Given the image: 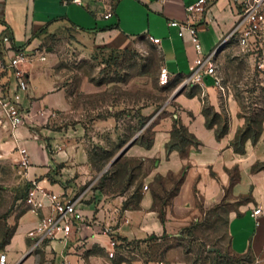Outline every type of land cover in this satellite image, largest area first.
I'll return each instance as SVG.
<instances>
[{"label":"crops","instance_id":"0c3cea01","mask_svg":"<svg viewBox=\"0 0 264 264\" xmlns=\"http://www.w3.org/2000/svg\"><path fill=\"white\" fill-rule=\"evenodd\" d=\"M77 1L80 3L0 0V64L22 51L27 59L20 68L28 79L27 89L20 94L24 123L13 129L0 116V165L12 170L21 183L36 182L69 198L78 196V207L84 216V223L77 222L65 240L46 242L51 255L49 264H113L107 254L112 249L111 241L115 242L113 250H118L123 241L143 239L168 227L167 211L162 225L151 209V195L144 194L139 205L132 207L126 196L109 197L100 191L98 169L82 140L75 138L77 132L64 124L65 116L73 110L72 86L59 85L60 76L53 72L52 59L42 61L30 54L38 50L47 34L67 26L76 31L78 39L89 49H120L139 36L159 38L154 46L160 52L162 67L170 74L172 88H180L182 82L198 84L183 86L166 107L175 111L173 117L198 141L188 151L187 168L171 210L185 214L196 195L212 201L227 190L235 203L227 222L232 252L264 260V217L258 216L256 225L252 216L253 210H264V119L256 140L247 136L242 149L237 150L233 142L245 122L238 114V106L247 103L243 96L248 90L240 89L238 101L234 87L224 82L220 70L221 51L230 45L234 37L230 34L246 9L247 0H206L203 11L191 22L197 29L202 54L216 51L214 64L220 86L211 74H204L200 82L191 77L197 54L190 36L186 31L180 36L179 28L169 25L171 20L187 22L186 7L196 0H115L109 7L98 0ZM5 36L9 38L7 42L3 41ZM261 38L264 41V34ZM258 60L262 65L259 74L263 75L264 52ZM9 88L12 92L14 86ZM261 90L260 86L253 89V106L257 110L263 107L257 97ZM204 106L226 116L220 135L217 123L208 125ZM149 113L150 110L143 115ZM114 121L113 116L99 117V125ZM21 147L26 149L27 165L21 163ZM37 220L38 215L26 208L19 215L7 245V263L9 257L19 260L27 253L32 242L28 233ZM30 253L19 264H39L35 251ZM117 264L128 263L122 260Z\"/></svg>","mask_w":264,"mask_h":264},{"label":"rangeland","instance_id":"374dc122","mask_svg":"<svg viewBox=\"0 0 264 264\" xmlns=\"http://www.w3.org/2000/svg\"><path fill=\"white\" fill-rule=\"evenodd\" d=\"M98 1L109 7L115 0ZM259 9L264 16L263 0ZM263 34L264 18L250 35L248 46H240L239 33H236L230 45L221 51L224 82L234 87L238 101L240 89L248 90L243 96L247 103L238 106V114L245 120L234 139L239 148L237 141L244 136L256 140L262 130L264 74H259L262 65L258 57L264 52ZM38 50L30 56L42 61L52 59L53 72L60 76L59 85L72 86L73 110L63 121L77 132L75 138L82 140L98 169L100 191L109 197L126 196L132 207L139 205L144 194L151 195V209L162 225L167 211L168 227L143 239L121 242L113 256L109 255L111 250L107 253L113 264L122 260L128 264H264V260L250 254L232 252L227 222L235 203L227 190L212 201L196 195L193 206L185 214L171 210L187 168L188 151L196 140L173 117L175 111L166 108L175 98L172 95L177 86L172 88L170 81L166 85L159 83L160 52L147 37H135L129 46L120 49H89L78 39L76 31L67 26L47 34ZM4 70L0 68V86H13L12 74L3 76ZM180 86L198 84L182 82ZM256 86L263 89L257 96L263 104L258 110L253 106ZM149 110V115H143ZM203 111L208 123H217L220 132L225 129L226 116L211 107L204 106ZM106 116H113L114 123L99 125V117ZM133 138L127 150L107 167ZM27 185L17 181L12 170L0 165V254L7 253L12 237L7 244L3 241L16 229L18 217L25 209L21 199ZM45 244L34 254L39 264H49L51 260ZM30 254L29 246L21 259ZM21 259L9 257L7 264H19Z\"/></svg>","mask_w":264,"mask_h":264},{"label":"built area","instance_id":"2783aa9c","mask_svg":"<svg viewBox=\"0 0 264 264\" xmlns=\"http://www.w3.org/2000/svg\"><path fill=\"white\" fill-rule=\"evenodd\" d=\"M75 2L80 3L77 0ZM262 0H247L246 9L241 16V19L230 34L231 36L239 33V43L241 47H246L249 44V37L256 29L259 28L260 22L264 16L261 13L259 6ZM206 0H196L193 4L186 7L187 22H179L177 20L169 21L170 26L179 28L178 34L184 35L188 32L191 42L196 51V58L194 59V68L191 77L196 81H202L204 74H211L214 76L215 84L219 85L220 79L216 76V67L214 58L216 51H212L207 55L202 54L200 40L197 34L196 27L191 23L203 9ZM108 15H105L107 17ZM153 43L158 44L160 39L153 36H147ZM9 38L3 37V41L7 42ZM25 54L22 51H17L9 56L6 62L0 64V68L9 69L13 76V91L0 93V116L6 120L11 128H17L24 123V112L21 106V92L25 91L28 86V79L26 73L19 68V64L26 60ZM170 81V74L165 67L161 68L159 83L166 85ZM21 154V163L28 164V157L25 148H19ZM25 208L38 215V220L34 228L29 231L28 236L32 242L30 244V252L39 249L46 242L63 241L72 232L73 227L77 222L84 223V216L81 209L78 207L79 197H67L65 194L55 192L32 182L28 187L25 196L23 197ZM264 217L263 209H255L252 216L255 218V224L259 225L258 216ZM111 251L110 256H113V248L115 242H110ZM0 264H7L6 253L0 254Z\"/></svg>","mask_w":264,"mask_h":264},{"label":"trees","instance_id":"16d2710c","mask_svg":"<svg viewBox=\"0 0 264 264\" xmlns=\"http://www.w3.org/2000/svg\"><path fill=\"white\" fill-rule=\"evenodd\" d=\"M4 71H6L4 74H3V76H5V75H9V74H11V71L9 70V69H5ZM10 86H0V93H3V94H5L6 92H8L9 91V88ZM208 125H210V123H208ZM224 131V130H223ZM223 131H218V129H217V135H220ZM191 134V133H190ZM192 135V134H191ZM193 136V135H192ZM246 137L247 136H244L243 138H242V140L241 141H237L238 143H240V148L239 147H237L236 146V141L234 140V142H233V144H234V146H235V148L237 149V150H241L242 149V144H243V141L246 139ZM193 138H195L194 136H193ZM237 138V137H236ZM253 140H255V138H252ZM195 140H196V144H194V145H197L198 144V141H197V139L195 138ZM30 185L28 184L27 185V187H29ZM26 194V193H25ZM25 196V195H24ZM23 198V197H22ZM14 231H15V229H13L10 233H9V235H8V237L3 241V243L4 244H7L8 242H9V240H10V238L12 237V235L14 234Z\"/></svg>","mask_w":264,"mask_h":264},{"label":"water","instance_id":"95a60500","mask_svg":"<svg viewBox=\"0 0 264 264\" xmlns=\"http://www.w3.org/2000/svg\"><path fill=\"white\" fill-rule=\"evenodd\" d=\"M183 88V86H181L180 88H178L174 94L172 95V97H174L175 95H177L181 89ZM135 138H133L132 140H130V142L109 162V164L107 165L110 166L111 164H113L126 150L127 148L133 143Z\"/></svg>","mask_w":264,"mask_h":264}]
</instances>
